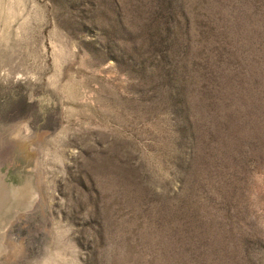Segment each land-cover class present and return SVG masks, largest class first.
I'll use <instances>...</instances> for the list:
<instances>
[{
	"label": "rangeland",
	"instance_id": "1",
	"mask_svg": "<svg viewBox=\"0 0 264 264\" xmlns=\"http://www.w3.org/2000/svg\"><path fill=\"white\" fill-rule=\"evenodd\" d=\"M0 264H264V0H0Z\"/></svg>",
	"mask_w": 264,
	"mask_h": 264
}]
</instances>
